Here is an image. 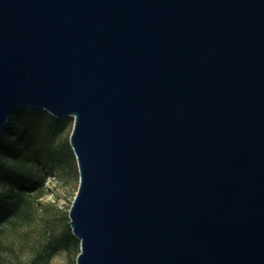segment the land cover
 <instances>
[{"label": "water", "instance_id": "obj_1", "mask_svg": "<svg viewBox=\"0 0 264 264\" xmlns=\"http://www.w3.org/2000/svg\"><path fill=\"white\" fill-rule=\"evenodd\" d=\"M74 117L76 264H264V0H0V137Z\"/></svg>", "mask_w": 264, "mask_h": 264}, {"label": "rangeland", "instance_id": "obj_2", "mask_svg": "<svg viewBox=\"0 0 264 264\" xmlns=\"http://www.w3.org/2000/svg\"><path fill=\"white\" fill-rule=\"evenodd\" d=\"M67 118L72 121L55 138L48 163L32 161L30 156L20 163L34 180L32 189L0 183V194L23 200L12 207L14 215L0 229V264L77 263L81 241L68 222L80 171L70 143L74 117Z\"/></svg>", "mask_w": 264, "mask_h": 264}, {"label": "trees", "instance_id": "obj_3", "mask_svg": "<svg viewBox=\"0 0 264 264\" xmlns=\"http://www.w3.org/2000/svg\"><path fill=\"white\" fill-rule=\"evenodd\" d=\"M71 121L72 118H55L44 110L24 108L15 111L0 137V183L8 184L12 189H32L34 180L29 173L23 172L21 161L30 156L32 161L48 163L55 138ZM22 201V197L0 194V229L14 215L12 207Z\"/></svg>", "mask_w": 264, "mask_h": 264}]
</instances>
